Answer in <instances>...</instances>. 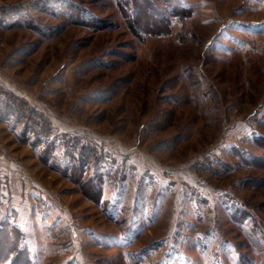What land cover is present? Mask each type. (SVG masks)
<instances>
[{"label": "rangeland", "instance_id": "obj_1", "mask_svg": "<svg viewBox=\"0 0 264 264\" xmlns=\"http://www.w3.org/2000/svg\"><path fill=\"white\" fill-rule=\"evenodd\" d=\"M171 3L0 0L20 264H264V0Z\"/></svg>", "mask_w": 264, "mask_h": 264}, {"label": "trees", "instance_id": "obj_2", "mask_svg": "<svg viewBox=\"0 0 264 264\" xmlns=\"http://www.w3.org/2000/svg\"><path fill=\"white\" fill-rule=\"evenodd\" d=\"M164 2H166L167 4L171 3V0H162ZM133 2L135 3V7H136V10L138 11H141V14L145 15V14H148L149 15V18L146 16H142V19L141 20H138L140 21V25L144 26L142 27L141 26V30L140 31H143V32H149V33H166L168 31V25H169V21H167L166 18H161V20L157 19L156 22H153L151 19H153L154 17H156L155 14H153L149 9H148V4H147V0H133ZM172 5V3L170 4ZM145 8H147L145 10ZM145 10V11H144ZM176 11V10H175ZM136 12V11H135ZM175 13V12H174ZM153 18H152V17ZM145 23H148V27H145ZM159 24H161L159 26ZM0 107L4 108V112L6 114H9L10 113V110H14L16 106H14V103L13 102H6L5 99H2L0 97ZM52 151H53V144L51 142L49 143H46L45 146H44V149H43V153L44 155L46 156L45 158L48 160V158H50V155H53L52 154ZM51 153V154H50ZM71 158L75 159L74 156L72 154H68ZM12 227V231L9 230V232L7 231V235L5 234H0V264H5V262L7 260H10L12 264H20L18 260H16V258H14V254L16 253H22L25 249H24V245L21 243L22 240V235L20 233V230L17 226L15 225H10ZM10 235H9V234ZM16 233V240H14V244L8 248H3V243H7L8 242V239H12V237H15L14 234ZM7 237V238H6ZM4 243V245H5ZM4 249V252L1 253V250ZM26 252V251H25Z\"/></svg>", "mask_w": 264, "mask_h": 264}]
</instances>
